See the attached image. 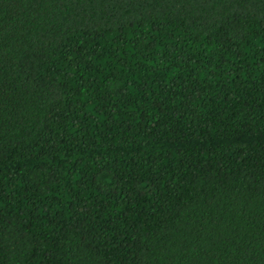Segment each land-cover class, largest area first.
Segmentation results:
<instances>
[{"label":"trees","instance_id":"1","mask_svg":"<svg viewBox=\"0 0 264 264\" xmlns=\"http://www.w3.org/2000/svg\"><path fill=\"white\" fill-rule=\"evenodd\" d=\"M0 264H264V0H0Z\"/></svg>","mask_w":264,"mask_h":264}]
</instances>
